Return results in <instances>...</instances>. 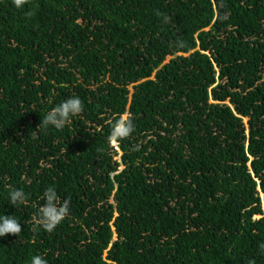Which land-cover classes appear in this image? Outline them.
Masks as SVG:
<instances>
[{
  "label": "trees",
  "instance_id": "1",
  "mask_svg": "<svg viewBox=\"0 0 264 264\" xmlns=\"http://www.w3.org/2000/svg\"><path fill=\"white\" fill-rule=\"evenodd\" d=\"M72 96L82 114L37 129ZM3 215L22 232L0 264H264V0H0Z\"/></svg>",
  "mask_w": 264,
  "mask_h": 264
},
{
  "label": "clouds",
  "instance_id": "2",
  "mask_svg": "<svg viewBox=\"0 0 264 264\" xmlns=\"http://www.w3.org/2000/svg\"><path fill=\"white\" fill-rule=\"evenodd\" d=\"M17 9L30 3V0H12ZM160 15L159 13H157ZM28 17L34 15V12H27ZM167 20V18H165ZM182 39H178L177 46L184 44ZM84 111V103L78 96H72L53 107L41 119L38 128L47 129L49 126L57 130H62L71 122V118L82 114ZM135 131V124L130 113L124 112L114 118L111 124L109 141L118 144L121 140L128 138ZM9 202L16 206L17 204H26L27 197L23 189H11L9 192ZM45 203L40 207L35 223L38 227L44 229L48 233H52L61 222L70 215V201L68 199L61 200L55 187H48L43 193ZM22 227L14 216H0V237L8 234L19 236ZM264 251V244L259 245ZM31 264H48L47 260L41 255L31 257Z\"/></svg>",
  "mask_w": 264,
  "mask_h": 264
},
{
  "label": "rangeland",
  "instance_id": "3",
  "mask_svg": "<svg viewBox=\"0 0 264 264\" xmlns=\"http://www.w3.org/2000/svg\"><path fill=\"white\" fill-rule=\"evenodd\" d=\"M168 59H169V58H168V57H166V58H165V60H164V62H166ZM117 156H118V155H117ZM117 156H115V157H114V159H116V158H117ZM118 169H121V167H118Z\"/></svg>",
  "mask_w": 264,
  "mask_h": 264
}]
</instances>
